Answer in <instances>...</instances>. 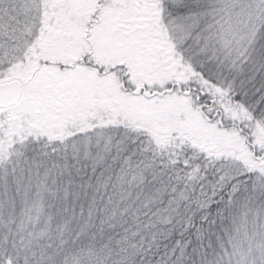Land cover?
<instances>
[{
	"label": "snow or ice",
	"instance_id": "obj_1",
	"mask_svg": "<svg viewBox=\"0 0 264 264\" xmlns=\"http://www.w3.org/2000/svg\"><path fill=\"white\" fill-rule=\"evenodd\" d=\"M0 264H264V0H0Z\"/></svg>",
	"mask_w": 264,
	"mask_h": 264
}]
</instances>
